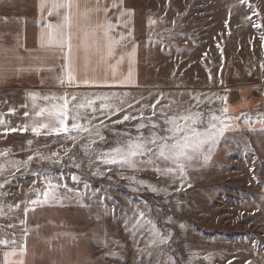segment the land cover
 Returning a JSON list of instances; mask_svg holds the SVG:
<instances>
[{"label":"rangeland","instance_id":"374dc122","mask_svg":"<svg viewBox=\"0 0 264 264\" xmlns=\"http://www.w3.org/2000/svg\"><path fill=\"white\" fill-rule=\"evenodd\" d=\"M96 4H103L101 17L74 15V30L99 25L98 37L75 42L81 72L61 84L66 60L39 45L38 0H0V240L8 241L0 244V264H264V0ZM109 24L119 41L111 63L124 59L115 76L103 63V85L96 53ZM86 58L93 85L81 82ZM42 70L47 80L40 82ZM129 71L131 82L123 83ZM64 97L69 126L78 110L89 130L35 134L33 126L50 122L47 111L36 113ZM85 98L94 104L77 109ZM189 112L201 114L200 129L209 121L223 126L212 116L229 126L209 159L167 175L156 169L176 166L151 152L135 157L134 168L105 163L126 141L165 135V115ZM46 180L71 191L60 187L61 202L31 205Z\"/></svg>","mask_w":264,"mask_h":264},{"label":"snow or ice","instance_id":"6c2138e0","mask_svg":"<svg viewBox=\"0 0 264 264\" xmlns=\"http://www.w3.org/2000/svg\"><path fill=\"white\" fill-rule=\"evenodd\" d=\"M79 0H41L40 8L43 11L46 7H49V15L59 14V10H64V15L62 16L61 23L58 25L49 24L48 28L52 29V32H42L40 36V47L41 49L51 48L55 46L60 53L63 54V58L66 60L65 65H61L62 76H57L56 79L59 83L63 84L65 82L71 83L77 80L78 74L81 72L80 67H78V58L74 59L73 55V33L72 29L74 26V10L79 9ZM115 7V5H113ZM66 30V31H65ZM112 26L108 25V28L103 33V39L106 41L104 48L97 47V55L99 56L100 62L104 63L109 70L112 71L113 76L116 74V70L119 66V63L123 61L124 57L121 55L119 60L116 61V64L113 65L111 61L115 58V47L118 45L119 41L115 40L111 35ZM124 39L123 37L120 38ZM86 44V41H85ZM97 45H99V41H97ZM85 52L88 51V48L85 47ZM134 55V50L133 53ZM20 59H23L22 57ZM39 59V58H37ZM89 61L87 58L85 59L84 67H83V79L82 83L84 85H93L97 82L93 79H89L88 67ZM40 70V69H37ZM49 71L51 69H48ZM2 71V69H0ZM131 71L128 73V79L123 83L131 82ZM32 99L35 101L36 97L33 96ZM48 99V97H45ZM72 100L76 99V96L73 95L71 97ZM102 99H107V97H103ZM94 100H88L85 98V102L78 104L77 109H81L84 107H91L94 104ZM69 99L67 97L63 98V103L58 106H54L53 109H40L36 113L37 116H41L45 111L48 112L49 123H42L39 126H33L32 131L39 135L42 129H48V133H55L56 135H60L61 133H69L70 131H88L89 129L84 128L83 125L79 123L81 116L80 112L77 110L72 115L73 123L69 126ZM159 103V101H157ZM104 107H108V105H104ZM155 108V105H153ZM95 111V109H93ZM224 112H227L228 109H223ZM155 114V113H153ZM28 113H25L27 116ZM129 117L125 116L124 119L127 120ZM212 121H219L222 127H218L217 124L209 121L208 125L200 129L197 127L199 124H203V120L201 118L200 113H187L176 115L172 117L164 116V123L168 125L165 129H163L165 135H158L156 132H153L149 138L137 137L135 141L129 140L126 141L127 147H117L112 149L111 151L115 153L114 156H111L109 159L105 160V163H123L127 164L130 167L136 166L135 157L144 155L148 152H151L153 156L158 159H163L164 161H169L172 165L176 167H168L166 169L157 168L156 171L161 172L163 175L171 174L175 171H179L183 173L185 171V165L191 163L194 159H197L201 156L205 160L209 159L212 150L215 148L220 137L223 136L224 132L228 129V125L224 124V121L220 120V117L212 116ZM184 123L181 124L180 122ZM189 121L191 123H189ZM117 123H121L122 121H116ZM151 122V121H150ZM139 127L143 128L144 125L141 124ZM158 127L155 123H153V128ZM24 130H27V126H25ZM15 131V129H12ZM71 139H75V137H70ZM103 139V137H101ZM159 142V143H158ZM31 143V141H29ZM149 144L157 145L156 150L154 151L152 148L148 147ZM207 147V153L205 152V148ZM32 157H29L31 160ZM148 163H153L151 159L147 161ZM20 163V162H16ZM17 170H19L17 168ZM72 179L75 181L78 178L73 176ZM2 187V185H0ZM60 187L65 188L67 191H71L67 189V185H59L54 184L51 180H46V190L38 193V197L35 200L30 201L31 205H44L51 202H61L63 198L57 195V189ZM153 191H157V189H153ZM42 197V199H41ZM34 211L35 208H26L25 213L28 211ZM143 217V213L140 214ZM23 223V222H22ZM151 223V221H149ZM154 236L157 239H160L163 242V238L159 231L154 232ZM7 240H0V244H7ZM155 243V240H153ZM22 251H24L22 249ZM14 253H8L6 255H12ZM21 264L23 262L21 261Z\"/></svg>","mask_w":264,"mask_h":264},{"label":"crops","instance_id":"0c3cea01","mask_svg":"<svg viewBox=\"0 0 264 264\" xmlns=\"http://www.w3.org/2000/svg\"><path fill=\"white\" fill-rule=\"evenodd\" d=\"M38 2H39V5H38V8H39V11H38L39 12V14H38V16H39L38 24H39V28H40L38 30L39 31L38 32V35H39L38 36V41H39V45H40V36H41V33L42 32H52V29L48 28V25L49 24H52V25H58V24H60L61 23V20H62V16L64 15V10L63 9L59 10V14H55V15L53 14L56 23H52L50 21V19H49L50 17H53V15H49L50 8L49 7H46L43 11H41V8H40L41 0H38ZM97 2H98V0H96V1L95 0H85V3L84 4H80L79 3V5H80L79 6V9L78 10H74V15L77 16V17L78 16H82V11H85V14L92 15L91 16L92 18H94V17H96V18L101 17L100 14H101L102 9H103V4H96ZM76 11H79V13H77ZM89 11H92V13H87ZM62 12H63V15H62ZM59 15L60 16L62 15L60 22L56 21ZM79 25H82V24H79ZM98 26L99 25H96L95 26V31L92 30L90 27L89 28L81 27L79 30H77L78 27H75L76 30H74V26H73V29H72V33H73V45H77L76 43H78L80 46L85 45V41H84V38L83 37H89V36L90 37H95L96 35L98 37V33L96 31V28ZM24 28H27V26H24ZM101 30L104 32V27L101 28ZM8 31L11 32V33H13V31H14L13 25H9ZM15 39H18V38H15ZM9 42H13L14 43V40H13L12 35L7 40V43H9ZM46 49H48V50L49 49H56V50H58L57 48H55V46H53L51 48H45V50ZM78 49H80V48H75L74 49L73 53L75 55H76V53L79 54V50ZM48 54H51V53H48ZM96 59H97V65L99 64V66L101 67V70H97V71L98 72L102 71V74H101V76L98 77V80L103 85H107L108 84V80H109L108 74L106 75L107 70H106V68H104L103 63L100 62L99 56L97 55V53H96ZM38 61H39V59H38ZM13 62H14V59H13ZM40 63H42L45 66L46 65V59L41 60ZM44 71H45V69H44ZM40 73H41V78L39 79L40 82L41 81H46L47 79H45V78H46V74L47 73L43 72V70L40 71ZM41 106H45V104H43ZM25 118H26V116H25ZM25 126H27L26 122H25ZM1 264H20V262L15 263L14 261L9 260V261H6V262H1Z\"/></svg>","mask_w":264,"mask_h":264}]
</instances>
